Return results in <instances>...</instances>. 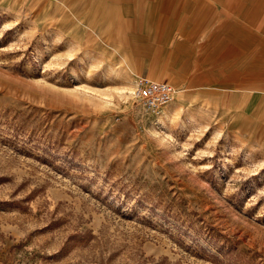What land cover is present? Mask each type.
Returning a JSON list of instances; mask_svg holds the SVG:
<instances>
[{
    "label": "rangeland",
    "instance_id": "1",
    "mask_svg": "<svg viewBox=\"0 0 264 264\" xmlns=\"http://www.w3.org/2000/svg\"><path fill=\"white\" fill-rule=\"evenodd\" d=\"M74 4L0 0V264H264V93L171 77L151 115Z\"/></svg>",
    "mask_w": 264,
    "mask_h": 264
},
{
    "label": "crops",
    "instance_id": "2",
    "mask_svg": "<svg viewBox=\"0 0 264 264\" xmlns=\"http://www.w3.org/2000/svg\"><path fill=\"white\" fill-rule=\"evenodd\" d=\"M81 4L89 24L109 39L132 40L138 77L194 78L231 92L264 93V0Z\"/></svg>",
    "mask_w": 264,
    "mask_h": 264
},
{
    "label": "built area",
    "instance_id": "3",
    "mask_svg": "<svg viewBox=\"0 0 264 264\" xmlns=\"http://www.w3.org/2000/svg\"><path fill=\"white\" fill-rule=\"evenodd\" d=\"M174 87L166 81H157L140 77L135 81L133 99L146 112L159 115L164 106L173 97Z\"/></svg>",
    "mask_w": 264,
    "mask_h": 264
}]
</instances>
